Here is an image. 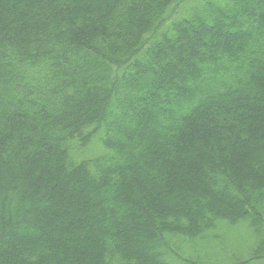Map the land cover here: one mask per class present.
I'll return each mask as SVG.
<instances>
[{
    "label": "trees",
    "instance_id": "16d2710c",
    "mask_svg": "<svg viewBox=\"0 0 264 264\" xmlns=\"http://www.w3.org/2000/svg\"><path fill=\"white\" fill-rule=\"evenodd\" d=\"M0 264H264V0H0Z\"/></svg>",
    "mask_w": 264,
    "mask_h": 264
},
{
    "label": "rangeland",
    "instance_id": "374dc122",
    "mask_svg": "<svg viewBox=\"0 0 264 264\" xmlns=\"http://www.w3.org/2000/svg\"><path fill=\"white\" fill-rule=\"evenodd\" d=\"M184 7V5L182 6V8ZM185 8H186V6H185ZM181 10V9H180ZM235 234H237V236H241L242 238H243V241L247 244V239H249L248 238V235H246V234H244L242 231L241 232H234ZM245 243H244V245H241L240 246V249H243L242 251L244 252L245 251ZM239 249V250H240Z\"/></svg>",
    "mask_w": 264,
    "mask_h": 264
}]
</instances>
